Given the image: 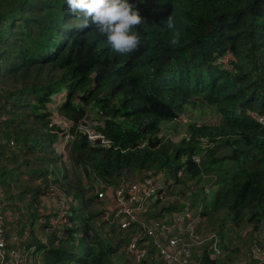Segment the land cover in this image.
I'll use <instances>...</instances> for the list:
<instances>
[{"label":"trees","instance_id":"16d2710c","mask_svg":"<svg viewBox=\"0 0 264 264\" xmlns=\"http://www.w3.org/2000/svg\"><path fill=\"white\" fill-rule=\"evenodd\" d=\"M129 2L144 18L133 29L141 45L118 54L95 25L79 27L83 18L71 13L67 0H0V181L14 178L18 158L35 165L34 176L42 174L37 154L56 138L47 123L57 113L69 120L67 155L77 177L66 181L67 172L56 167L38 192L53 183L77 205L60 234L49 232L43 244L30 225L27 233L42 247L43 264H127L114 259L121 239L91 223L87 191L93 181L113 183L157 170L181 184L177 193L187 205L197 196L198 224L206 218L216 225L207 234L217 233L223 250L231 249L224 241L229 229L246 236L249 251L257 230H264V0ZM195 102L216 117L187 121L179 139L164 136L162 124L175 122ZM86 112L100 120L96 129L107 145L79 129ZM28 206L11 227L5 215L7 244L29 246L23 225L38 210ZM208 246L196 257L200 264H216Z\"/></svg>","mask_w":264,"mask_h":264},{"label":"built area","instance_id":"2783aa9c","mask_svg":"<svg viewBox=\"0 0 264 264\" xmlns=\"http://www.w3.org/2000/svg\"><path fill=\"white\" fill-rule=\"evenodd\" d=\"M99 121L92 116L86 125L79 123L78 127L86 133L90 141L97 140L101 145H107L109 140L96 129ZM47 125L56 128L58 152L64 160L70 161L67 155L68 140L73 137V133L69 130V120L55 113ZM11 143L9 140V144ZM93 182V186L89 187L87 192L93 196L91 205L96 210H93V213L94 216H98L96 224L101 226L93 225L113 240L121 239L118 252L123 253L127 264H200L196 257L206 243L209 245V253L215 259L222 254L219 238L213 232L210 234L199 232L197 206L187 205L188 200L176 195L178 193L175 195L169 193L168 189L174 185L175 180L165 175L163 171L157 170L134 178L121 177L113 183ZM40 198L42 202L48 203L47 225L44 231H54L59 235L60 227L66 223L68 214L77 205L76 200L70 193L53 183H47L42 188ZM178 202H181L183 207L174 211L171 209L167 214L163 208H159L165 204L178 205ZM5 215L3 202L0 201V264L31 262L34 259L33 244L27 247H18L14 245L15 243L7 244ZM46 236L47 234L44 235L43 232V236L40 237L43 243L47 240ZM184 237L201 242L198 243L199 246L197 244L186 247L183 243ZM256 241L257 239L251 243L248 251L250 263L243 259L228 264L264 263V247Z\"/></svg>","mask_w":264,"mask_h":264},{"label":"rangeland","instance_id":"374dc122","mask_svg":"<svg viewBox=\"0 0 264 264\" xmlns=\"http://www.w3.org/2000/svg\"><path fill=\"white\" fill-rule=\"evenodd\" d=\"M199 109H201V110H199ZM215 115L216 114L214 113V111L211 108H206V107L200 106V105L198 106L196 104V102L192 106L190 104H188L185 107V109L183 110V112L179 113V115H178L179 119H175L176 121L173 123H172V121H170V123L167 122L166 124H162V131L165 132L163 135L166 137H169V135H170V139H172V140L179 139V137L181 135V127L184 126L187 121H192L194 119H196V120H207V119H210L212 117H216ZM43 147H44L43 151L41 153L38 152V154H37V156L38 155L42 156L41 169L39 170V173H42V174L34 176L35 174L32 173V170L34 169L35 165H31L29 162H26V163L23 161L21 162V159L18 158L17 169L14 171V173H12V176H14V178L12 180H6L4 182L0 181V201H2L3 205H5L4 209H5V214H6L7 226L11 227L10 222H11V219H14V217L18 216L21 218V217L25 216L26 211L24 209V206L29 205L28 208L30 211L32 210V208L36 207L38 210V213H37L38 215H36V213H35V217L33 219L30 216L27 217L24 221L23 227H24V231L27 233V231L29 232V227L31 225L32 232L33 233L36 232L37 241H39V243H42V244H43V242L40 239V237L43 236V232H44V235H46L50 232V230L44 231V229L46 228V225H47L48 203L41 201V198H40L39 192H38V189H40L41 185L44 183L43 178L46 179L45 175L48 174V177H50L52 179L53 178L52 171L56 167H58L60 169V173H66L67 172V175L65 178L66 181H74V179H76V177H77V173H76L77 170L71 166L70 161L64 160L62 158V155L58 152V148L56 146V138L53 141L51 140V143L50 142H43ZM19 153H21V152H19ZM26 155H28V154H26ZM35 156H36L35 153L31 154L30 158L31 157L34 158ZM2 158L4 159V157H2ZM2 158H0L1 161H3ZM11 166L15 167V164L11 163ZM82 179L85 180V182L88 181V179L86 180V178H82ZM47 180H48V178H47ZM189 181L191 182V180H189ZM9 182H11V183H9ZM85 185H87V184H85ZM180 187H181V184H179L178 182H175V184L172 185L168 190L171 192L176 191V193H177V188L179 189ZM9 193L13 194L12 200L5 199V198H8ZM176 195H179V194H176ZM196 199H197V196L194 198V201L191 202L190 206L194 207L195 203L197 202ZM179 203L180 202H178V205H179ZM163 204H159V205H163ZM14 205H18V209H15ZM165 205H167V204H165ZM175 205H177V204H175ZM171 209H164L163 208V211H164V213L167 214ZM92 210L96 211L95 208H92ZM94 214L95 213H93V211H92V214L90 216L91 218L93 216V218L91 219V223L94 225H97V226H101V224H96V221L98 220V216H94ZM211 221H216V220L213 219ZM211 223H212V226L208 224V220L206 218L202 219L199 222V227H198L199 232L200 233L201 232L207 233V228H210V229H211V227L216 228V225L213 222H211ZM226 231H227V233L224 234L226 239L224 241H226L229 245H234V246H232V248L226 252H224L222 249V254H220L218 256V259H221L222 264H228L229 262H237V261L243 260L245 255L239 253L238 247H244L245 245L248 244V241H246V239H245L246 236L242 237L243 233L242 232L237 233V231L233 236L229 229H227ZM257 232L259 233V235L257 237L256 242H258V244L262 246V242L264 241V230L260 229V230H257ZM26 233H23V236H25ZM214 234L220 239V237L217 233L214 232ZM28 236L30 238L29 234H28ZM202 236H204V235L202 234ZM200 242L201 241H198V240L193 239V238H187V237L183 238V243L186 247L187 246L189 247V245L195 246L198 243L200 244ZM47 243H48V241H47ZM199 244L197 246H199ZM78 249L80 252L83 251V244L82 243L79 244ZM42 251H43L42 247L40 249H38L35 246L34 259L31 262L26 261V263L43 264V259H42L43 253H42ZM242 251H244V250H242ZM118 253H120V252H118ZM118 253L114 256V259H117L121 263L122 261H124L123 255H122V257H120V255ZM225 258H227L229 261ZM218 259H217V261H218ZM217 261H216V263H219ZM223 261H225V262H223Z\"/></svg>","mask_w":264,"mask_h":264},{"label":"clouds","instance_id":"9594fccd","mask_svg":"<svg viewBox=\"0 0 264 264\" xmlns=\"http://www.w3.org/2000/svg\"><path fill=\"white\" fill-rule=\"evenodd\" d=\"M67 4L71 13L83 18L79 27L95 25L116 53L130 54L140 47V36L133 29L142 25L144 18L129 0H67ZM167 26H173L171 18Z\"/></svg>","mask_w":264,"mask_h":264},{"label":"crops","instance_id":"0c3cea01","mask_svg":"<svg viewBox=\"0 0 264 264\" xmlns=\"http://www.w3.org/2000/svg\"><path fill=\"white\" fill-rule=\"evenodd\" d=\"M27 235H28V234H27ZM33 235H36V232H34ZM27 237H28L29 244H33V245H34V242H31L32 240L30 239L31 236H30V238H29V236H27ZM35 239H36V236H35ZM26 240H27V239H26ZM218 243H219V241H218ZM248 243H249V242H248ZM219 246L222 247L220 243H219ZM232 246H234V245H229L228 247L232 248ZM262 247H264V241L262 242ZM238 248H239V253L245 255V254L248 253L247 249L249 248V244L245 245L244 247H238ZM222 249H223V248H222ZM242 250H244V251H242ZM223 251L226 252L227 250H223ZM246 251H247V252H246ZM244 259L246 260V256H244Z\"/></svg>","mask_w":264,"mask_h":264},{"label":"water","instance_id":"95a60500","mask_svg":"<svg viewBox=\"0 0 264 264\" xmlns=\"http://www.w3.org/2000/svg\"><path fill=\"white\" fill-rule=\"evenodd\" d=\"M92 117V113L90 112H86L84 114V116L81 118L80 120V124L81 125H86L87 124V121Z\"/></svg>","mask_w":264,"mask_h":264}]
</instances>
